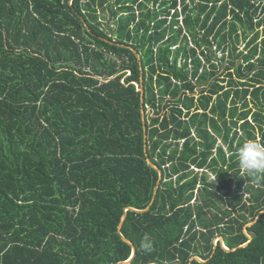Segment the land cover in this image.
Listing matches in <instances>:
<instances>
[{
  "label": "trees",
  "instance_id": "16d2710c",
  "mask_svg": "<svg viewBox=\"0 0 264 264\" xmlns=\"http://www.w3.org/2000/svg\"><path fill=\"white\" fill-rule=\"evenodd\" d=\"M249 140L264 0H0V264H264Z\"/></svg>",
  "mask_w": 264,
  "mask_h": 264
},
{
  "label": "water",
  "instance_id": "95a60500",
  "mask_svg": "<svg viewBox=\"0 0 264 264\" xmlns=\"http://www.w3.org/2000/svg\"><path fill=\"white\" fill-rule=\"evenodd\" d=\"M83 22H84V24H85L87 30L90 32V28H89L88 24L85 23V21H83ZM107 42H109V43H111V44H115L116 46H119V47H122V48H129V49H131V50L135 53L137 59L140 60V56H139V54L137 53V51L133 50L131 46H127V45H125V44H118V43H115V42H113V41H107ZM140 66H141V72H142L141 80H140V92H141V96H142V99H141V103H142V120H143V124H144V132H145V153H146V155L148 156V154H147V152H148V147H147L146 112H145V109H144V94H145V90H144V87H143L144 76H143V68H142V63H141V61H140ZM147 162H148V164H149L150 167H152L154 170H156V171L159 173V181L157 182V185H156V187H155L153 200H152V202L150 203V205H149L146 209H144V210H137V209H134V208H130V209H128V210H131L132 212H135V213H138V214H142V213H146V212L150 211L151 207L154 205V202H155V199H156V195H157V193H158V189H159V187H160V184H161V181H162V178H163V176H162V171L152 163V161H151L150 158L147 159ZM263 213H264V211L257 215V217H256V219H255V221H254V223L257 221V219H258V218L260 217V215H262ZM126 217H127V215L125 214V215L123 216V218H122V222H121V224H120V226H119V228H118V234L122 237V239H123V241H124L125 243H127L128 245H130V246L132 247L133 252H132V256H131V258H130L128 261H126V262H120V263H118V264H132V260L134 259V257L136 256V253H137V250H136L135 246H134V245H133V244H132L127 238H125V237L123 236V234H122V227H123V224H124V222H125V220H126ZM254 223H253V224H254ZM253 224H251V225H253ZM251 225H249V226H251ZM219 241L221 242L222 247H223L226 251H228V252L231 251V250H229L227 247H225V245H224V241H223V238H219ZM216 243H217V242H215V245H216ZM244 246H246V245H244ZM233 251H235V249H234ZM196 259H197L198 261L202 262L201 259H199V258H196Z\"/></svg>",
  "mask_w": 264,
  "mask_h": 264
},
{
  "label": "clouds",
  "instance_id": "9594fccd",
  "mask_svg": "<svg viewBox=\"0 0 264 264\" xmlns=\"http://www.w3.org/2000/svg\"><path fill=\"white\" fill-rule=\"evenodd\" d=\"M238 163L249 175L264 173V143L255 140L243 143L238 150ZM142 247L145 250L151 249V242L147 236Z\"/></svg>",
  "mask_w": 264,
  "mask_h": 264
},
{
  "label": "rangeland",
  "instance_id": "374dc122",
  "mask_svg": "<svg viewBox=\"0 0 264 264\" xmlns=\"http://www.w3.org/2000/svg\"><path fill=\"white\" fill-rule=\"evenodd\" d=\"M105 16H106V20H103L102 19V23H104V25H105V28L107 29L108 27L107 26H109L110 24L112 25L113 24V22H111V21H109V18H110V13L109 12H106L105 13ZM106 22H108L107 24H106ZM112 27L114 28V26L112 25ZM109 33H112L111 31H108ZM201 87L198 85V89L197 90H199ZM196 95H197V93H196ZM151 115H153V113L151 114ZM214 177H211V179H213ZM218 240V239H217ZM216 241V240H215Z\"/></svg>",
  "mask_w": 264,
  "mask_h": 264
}]
</instances>
